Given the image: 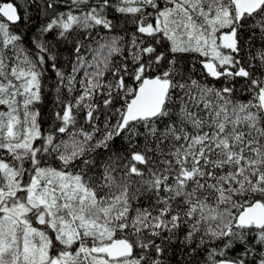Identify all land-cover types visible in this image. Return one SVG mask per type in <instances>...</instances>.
Returning <instances> with one entry per match:
<instances>
[{
    "label": "snow or ice",
    "instance_id": "1",
    "mask_svg": "<svg viewBox=\"0 0 264 264\" xmlns=\"http://www.w3.org/2000/svg\"><path fill=\"white\" fill-rule=\"evenodd\" d=\"M0 264H264V0H0Z\"/></svg>",
    "mask_w": 264,
    "mask_h": 264
}]
</instances>
